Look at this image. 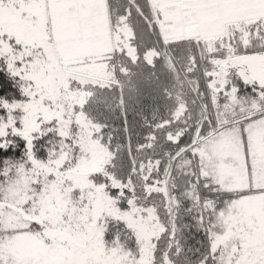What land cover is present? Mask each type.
<instances>
[{
    "label": "snow or ice",
    "instance_id": "6c2138e0",
    "mask_svg": "<svg viewBox=\"0 0 264 264\" xmlns=\"http://www.w3.org/2000/svg\"><path fill=\"white\" fill-rule=\"evenodd\" d=\"M0 264H264V0H0Z\"/></svg>",
    "mask_w": 264,
    "mask_h": 264
}]
</instances>
